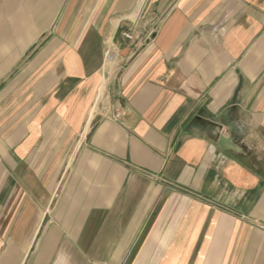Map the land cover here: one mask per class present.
Returning <instances> with one entry per match:
<instances>
[{
    "label": "crops",
    "instance_id": "crops-1",
    "mask_svg": "<svg viewBox=\"0 0 264 264\" xmlns=\"http://www.w3.org/2000/svg\"><path fill=\"white\" fill-rule=\"evenodd\" d=\"M0 264H264V0H0Z\"/></svg>",
    "mask_w": 264,
    "mask_h": 264
},
{
    "label": "built area",
    "instance_id": "built-area-1",
    "mask_svg": "<svg viewBox=\"0 0 264 264\" xmlns=\"http://www.w3.org/2000/svg\"><path fill=\"white\" fill-rule=\"evenodd\" d=\"M126 36H127V38L132 39V36L130 34H127ZM107 59L108 60H112L113 59V55L110 54V53H107ZM113 116H114L115 120H119L121 118V116H122V113H121V111L116 110L114 112Z\"/></svg>",
    "mask_w": 264,
    "mask_h": 264
},
{
    "label": "rangeland",
    "instance_id": "rangeland-1",
    "mask_svg": "<svg viewBox=\"0 0 264 264\" xmlns=\"http://www.w3.org/2000/svg\"><path fill=\"white\" fill-rule=\"evenodd\" d=\"M110 61V60H109Z\"/></svg>",
    "mask_w": 264,
    "mask_h": 264
}]
</instances>
